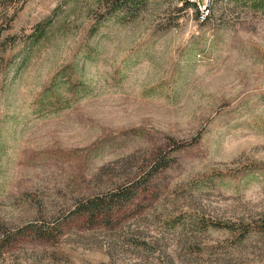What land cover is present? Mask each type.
Here are the masks:
<instances>
[{
	"label": "rangeland",
	"instance_id": "374dc122",
	"mask_svg": "<svg viewBox=\"0 0 264 264\" xmlns=\"http://www.w3.org/2000/svg\"><path fill=\"white\" fill-rule=\"evenodd\" d=\"M184 1L0 0V264H264V0Z\"/></svg>",
	"mask_w": 264,
	"mask_h": 264
},
{
	"label": "trees",
	"instance_id": "16d2710c",
	"mask_svg": "<svg viewBox=\"0 0 264 264\" xmlns=\"http://www.w3.org/2000/svg\"><path fill=\"white\" fill-rule=\"evenodd\" d=\"M102 2L103 10L102 12H97V18L102 20L109 17H117L122 23L134 21L148 6V0H102ZM185 5H189L188 2L185 3ZM10 23V20L0 23V37L4 31L10 27ZM167 165L168 162L164 164H159L158 162L153 164L155 168L167 167ZM148 173L150 172L148 171ZM141 182L142 181L137 180L135 181L136 184L134 183L135 186L134 184L122 186L107 195L89 198L78 206L77 211L84 212L91 220L97 219L98 216L109 218L111 215L110 213H112L110 212V209L114 210V208L111 207L118 204L119 201L128 200L130 194L134 193V188L143 187ZM108 209L109 211H107ZM228 227L231 228V226ZM26 230L27 233H30L40 239L50 240L54 229L49 227L45 228L34 226L32 230L29 228H26ZM248 231L249 230H245V232ZM7 241H10V239L5 240V242Z\"/></svg>",
	"mask_w": 264,
	"mask_h": 264
},
{
	"label": "built area",
	"instance_id": "2783aa9c",
	"mask_svg": "<svg viewBox=\"0 0 264 264\" xmlns=\"http://www.w3.org/2000/svg\"><path fill=\"white\" fill-rule=\"evenodd\" d=\"M218 0H186L182 2V6L188 2L189 6H193L197 13L199 22H206L213 16V9Z\"/></svg>",
	"mask_w": 264,
	"mask_h": 264
}]
</instances>
